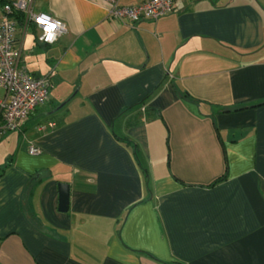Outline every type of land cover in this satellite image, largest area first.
Listing matches in <instances>:
<instances>
[{
    "label": "crops",
    "instance_id": "0c3cea01",
    "mask_svg": "<svg viewBox=\"0 0 264 264\" xmlns=\"http://www.w3.org/2000/svg\"><path fill=\"white\" fill-rule=\"evenodd\" d=\"M141 1H33L66 30L21 42L55 75L0 135V264H264V0Z\"/></svg>",
    "mask_w": 264,
    "mask_h": 264
},
{
    "label": "built area",
    "instance_id": "2783aa9c",
    "mask_svg": "<svg viewBox=\"0 0 264 264\" xmlns=\"http://www.w3.org/2000/svg\"><path fill=\"white\" fill-rule=\"evenodd\" d=\"M33 1L0 0V135L17 129L38 105L48 100L55 75L54 69L34 75L21 63V42L30 25L38 29L36 38L43 44H52L66 30L61 20L34 11ZM175 1L142 0L133 5L113 6L109 14L133 23L158 19L172 10ZM39 152L30 146L29 153Z\"/></svg>",
    "mask_w": 264,
    "mask_h": 264
},
{
    "label": "water",
    "instance_id": "95a60500",
    "mask_svg": "<svg viewBox=\"0 0 264 264\" xmlns=\"http://www.w3.org/2000/svg\"><path fill=\"white\" fill-rule=\"evenodd\" d=\"M59 208L63 211L67 210L69 202V185L67 183H59Z\"/></svg>",
    "mask_w": 264,
    "mask_h": 264
},
{
    "label": "rangeland",
    "instance_id": "374dc122",
    "mask_svg": "<svg viewBox=\"0 0 264 264\" xmlns=\"http://www.w3.org/2000/svg\"><path fill=\"white\" fill-rule=\"evenodd\" d=\"M52 90V89H51ZM51 93V92H50ZM42 106V107H41ZM50 106V102H46V104L38 105L37 107H40V110L48 109Z\"/></svg>",
    "mask_w": 264,
    "mask_h": 264
}]
</instances>
